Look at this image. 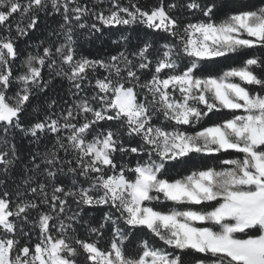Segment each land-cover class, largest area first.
<instances>
[{
    "label": "snow or ice",
    "instance_id": "snow-or-ice-1",
    "mask_svg": "<svg viewBox=\"0 0 264 264\" xmlns=\"http://www.w3.org/2000/svg\"><path fill=\"white\" fill-rule=\"evenodd\" d=\"M0 264H264V0H0Z\"/></svg>",
    "mask_w": 264,
    "mask_h": 264
},
{
    "label": "trees",
    "instance_id": "trees-1",
    "mask_svg": "<svg viewBox=\"0 0 264 264\" xmlns=\"http://www.w3.org/2000/svg\"><path fill=\"white\" fill-rule=\"evenodd\" d=\"M49 24H53L54 22L52 20H49L48 21ZM115 38V37H114ZM87 46V45H86ZM90 47V46H89ZM54 84V88H53V92H58L60 95H65V98H67L66 96V90L68 88V84L66 81H64L63 83H61L60 81V78H57L56 80H54L53 82ZM22 144L24 146L25 149L31 147L29 144H28V140L25 139L22 141Z\"/></svg>",
    "mask_w": 264,
    "mask_h": 264
}]
</instances>
